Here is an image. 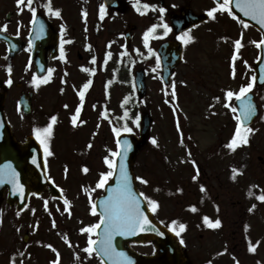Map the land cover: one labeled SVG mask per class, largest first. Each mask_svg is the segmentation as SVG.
I'll return each mask as SVG.
<instances>
[{"label":"rangeland","instance_id":"374dc122","mask_svg":"<svg viewBox=\"0 0 264 264\" xmlns=\"http://www.w3.org/2000/svg\"><path fill=\"white\" fill-rule=\"evenodd\" d=\"M228 20L234 28L222 23L217 30L214 28L215 31L212 34L203 32L205 39L201 41L202 47L188 59L191 65L200 67L202 77L199 80L183 81L180 78L182 75L179 74V79L174 81L168 89L170 95L168 100L156 82L147 81L148 105L146 103L144 108L151 110L154 124L151 132L152 144L138 157L135 166L137 177L147 180L148 183H142L140 180L138 186L148 199L159 201L155 214L159 221L166 224L176 221L174 226L177 230L179 221L190 226L191 229L183 236V239L187 244V253L192 264H237V262L238 264H257L256 260H259L258 264H264V205L256 206L261 200L256 194L254 198L248 194L250 190L259 196L264 194V88L255 89L253 86L250 90L256 95L260 108V117L251 131L253 146L248 148L242 146L238 149V153L234 152V154L228 150L219 152L223 143L232 140L237 124L234 120H230L229 114L225 113L222 107L224 99L216 98V95H221V92L225 90L238 93L242 86L250 83L254 76L251 71L259 57V47L253 42H260V35L251 27L245 28L240 23L234 24L233 21ZM126 23L125 19L114 16L106 20L104 40L101 41L105 42L106 48L108 46L123 47ZM131 23L138 27L137 32L134 33L132 47L137 51L138 56L143 53L145 58L146 46L142 31L145 29L147 20L140 17L132 18ZM237 37L241 40L242 47L237 55L238 61L234 64L235 75H233V66L230 71L228 59L232 60L233 41ZM213 47L218 49L219 55L211 53ZM233 52H236L235 48ZM107 60L109 66L105 76L106 83L112 84L116 79L121 81L116 82L120 83L119 87L113 86L111 93L113 97L108 103L114 111L109 112L105 120L92 117L79 126L70 125L67 134L66 132L58 134V137L68 139L71 144L79 141L83 145L81 146V150H84L83 158L75 159L72 150L63 153L69 159L60 158L66 156L59 157V160L65 162L62 168L61 161L55 159L50 161L54 171L52 175L57 184L63 188L66 200L69 202L66 206H71V209L59 206L60 210L56 209L52 220H40L38 232L34 225L36 218L28 219L26 225L19 228L20 233L14 235L17 239L15 243H19V247H15L14 250L22 248V231L28 229L33 239L36 235L37 239L39 235L42 237V233L46 234L42 238L51 244H46L44 247L59 251L61 258L59 264L83 263L84 249L88 247L86 235H82L80 240L75 230L82 232L81 229L96 223L92 212L87 209L88 202L85 195H89L88 199L92 200L94 192H97L96 196L102 193V190L99 191L100 188L97 187L99 175L106 172V164L103 166L105 158L110 159L111 153L116 152V136L113 130H110V124L115 126L116 120L122 115H127L120 107L116 109L117 104L120 105L125 99V109L128 114L130 112L131 90L128 85L122 83L127 77L123 56L115 49L112 52V58ZM182 71H187V68H181L180 72ZM245 80L249 82H243ZM52 91L46 94L41 92L38 102L49 99L44 107L54 108L56 105L58 110L62 111V118L66 119V92L63 90L61 93L59 88L57 90L52 88ZM233 99L236 100L235 97ZM103 100L101 99V102ZM108 100L106 98V103ZM13 105V101L10 102V106L8 105L12 110L9 114L11 122L17 134L27 137L31 130H34L35 121L15 119ZM139 107V110L137 109L138 125L136 128L131 127L136 135L141 111H143L142 106ZM169 108L178 112L179 131H177L179 128L177 119L172 116ZM63 122L66 123V120ZM153 140L156 141L155 144ZM239 164L243 172L242 176L240 178L237 175L233 181L230 168L232 171H238ZM85 168L88 169L87 172L84 171ZM63 170L68 175L67 178ZM48 201L46 196L34 199L33 202L37 204L34 208H40L41 203ZM261 202L264 204V201ZM250 205L259 208L254 210L256 216L248 212L247 208ZM193 208H197L198 212L194 214ZM258 214L260 215L257 216ZM203 215L210 216L212 221L221 220L220 230L210 232L200 227ZM247 225L252 229L249 235H254V238L250 237L252 242L245 238ZM11 226L9 222L4 223L1 234L2 241L8 244L12 240ZM258 239L263 241L257 242ZM40 242L43 241L40 240ZM252 244H255V253H250ZM30 247H25L27 252L30 251ZM44 247L38 252L39 256L37 254L35 257L36 264H47L51 256L50 253L42 251ZM135 249L142 254H150L152 251L150 247ZM79 254L80 257H77ZM31 259L27 257V262L23 264H35ZM6 262L7 258H5V264ZM93 264L98 262L93 259Z\"/></svg>","mask_w":264,"mask_h":264},{"label":"flooded vegetation","instance_id":"af4514ba","mask_svg":"<svg viewBox=\"0 0 264 264\" xmlns=\"http://www.w3.org/2000/svg\"><path fill=\"white\" fill-rule=\"evenodd\" d=\"M140 3L141 5L147 3L154 7L147 10L141 7V12L144 13L141 14L136 8L137 0H50L51 8L60 12V15L56 16L48 11L49 0H33L32 7L36 9L35 23H33L32 12L26 3L18 5L17 0H0V32L9 38H7V41L0 40V83L4 85L3 91L7 93L8 98L5 112L11 121L9 114L12 110L9 109L8 105L10 106V102L13 101L12 109L15 119L35 121L34 130H31L30 135H34L41 145L46 162L62 156L63 153L69 151L70 145H72L66 139L53 137L57 132L59 120L61 123L63 120L68 119L72 123V117L76 115V110L80 107L76 119V123H79V118L81 117L82 120L91 106L94 107L97 104L100 107L101 97L104 96L106 89V51L105 42L101 41L104 40L107 17L114 16L125 19L128 25L131 23L132 18L140 17L147 20L146 31L153 25L158 26L156 31L149 36L147 57L145 64H143L146 77L158 84L163 81V71L158 55V47L161 44L168 41H181L183 44V62L172 71L171 81H177L179 74L182 75L180 78L183 81H197L202 77L201 69L197 65H195L196 67L191 65L188 59L194 56L195 51H199L202 47L201 41L205 39L203 32L212 34L222 23L223 25L229 24L228 19L233 21L234 24L238 23V20L232 18L228 12L217 11L214 13V18L210 17L208 11L217 7L213 0H140ZM102 6L104 9L103 18H101ZM161 8L165 11L161 12ZM186 8L191 9L193 15L206 18L204 23L181 34L184 35L187 43L176 36L171 25V18L182 16ZM85 12L87 13L86 17ZM164 24H167L171 29L167 34L164 32ZM5 25L7 26L6 31L3 30ZM34 25L48 33L50 43L42 42L41 37L34 40L30 39ZM188 37H191V39H188ZM55 41H57V49L42 51L44 46L51 45L53 48ZM33 49H40L34 54L35 60L32 59ZM129 51L130 61L128 72L125 73L127 75L125 82L129 87H132L139 65L137 63V53L132 49H129ZM216 52V49L211 51L213 55H216ZM93 58H95V62H93ZM37 60L48 61V74L44 78L36 76L35 61ZM181 68H187V71L180 72ZM34 81H37V83H34ZM89 81H91L89 87L84 89V84ZM63 86L67 95L66 119L62 118V111H59L56 105H54V108L44 107L48 104L49 99L41 100V103L38 102V96L41 92L44 94L51 93L53 92L52 88L57 90L58 87L63 88ZM81 91L84 92L83 102H81L79 95ZM228 91L225 90V92H221V95H216L218 100L224 99L226 113L232 112L233 108L232 100L229 101L226 96ZM23 93L34 95L33 113L29 116H25L18 106V99ZM52 117H56L55 122H53ZM50 125L51 134L49 135L44 130ZM37 129L40 130L39 138ZM13 132L17 142L22 145L27 142L30 136L25 137L22 134H17L15 126H13ZM44 195L49 197L48 193ZM30 205L31 207H29ZM35 205L37 204L30 202L26 208L19 209L17 204H9L6 199L0 201V264H5V258H7L6 264H23L27 262V256L30 259L31 254L34 257L37 254L39 256L38 252H40L41 247L47 244L48 241L42 238L46 236L45 233L41 234L42 237L39 235L36 239V235L33 239L28 229H25L22 231V248L14 250L15 247H19V243H15L17 239L14 238V235L20 233L19 228L24 227L28 219L36 218L34 225H36L38 232L40 220H52V216L56 214L57 208L53 202L41 203L42 207L40 208H34ZM260 205H262L261 202L258 203V206ZM252 210L258 209H251V214L253 213ZM259 213L261 214V212ZM253 216H256V212L253 213ZM94 219L99 221L100 218L94 215ZM6 222L12 225L10 244L3 242L1 236L3 225ZM52 227L54 228V226ZM247 229L249 233L252 231L249 225ZM52 231L54 230L52 229ZM40 240L43 242L41 243ZM149 245L152 247L151 244ZM26 246H31L28 254ZM85 258L89 261L87 256ZM57 260L58 256L51 253L47 262L53 264ZM188 264H192V262L188 260Z\"/></svg>","mask_w":264,"mask_h":264},{"label":"snow or ice","instance_id":"6c2138e0","mask_svg":"<svg viewBox=\"0 0 264 264\" xmlns=\"http://www.w3.org/2000/svg\"><path fill=\"white\" fill-rule=\"evenodd\" d=\"M17 3L18 5H24L25 3L27 4L29 10L32 12L33 15V23H35L36 9L32 7L33 0H17ZM232 3L233 0H222V2L221 0H217V7H214L213 9L209 10L208 15L214 18V13H216L217 11L228 12L229 15H233L231 9ZM235 5L237 8L240 9V11L244 13L245 16H250L252 19L257 20L262 26H264V0H235ZM47 7H48V11L51 12L52 14L56 16L60 15V12L58 10L54 11L51 8L50 0ZM141 7L147 10L153 8L154 6L149 5L147 3H143L141 5L140 0H137L136 8L138 12H141ZM103 11L104 9L102 6L101 18H103ZM160 11L164 12L165 9L161 8ZM141 14L144 13L141 12ZM84 15L86 17L87 13L85 12ZM241 23L245 28L248 27V25L243 21H241ZM157 27H158L157 25H153L145 32L144 42L146 46L148 44L150 34L154 33ZM163 28L165 34L171 31V29L167 24H164ZM3 30L4 31L7 30L6 25L3 27ZM178 38L184 40V42L187 43V40H185L184 35H181ZM188 39H191V37H188ZM253 43H255L257 47H261V45H264V41H260V42L254 41ZM241 47H242L241 40L239 39L236 40L235 41L236 52L232 57L233 62L237 59V55ZM149 51H151V49H149ZM108 55L110 56L111 53H108ZM93 62H95V58H93ZM233 75H235L234 64H233ZM256 79L257 77L253 76L251 78L252 82L248 83L246 86H242L238 93H233L232 91H228L226 93V96L229 101H231L232 98L235 97L236 100H239L241 102L240 107L242 109V116H243V119L240 116L236 117L239 123L235 130L233 139L226 145L229 149L235 150V148L238 146L239 143L247 144L248 143L247 133L253 131L252 129L244 126L243 120L249 119L251 115L254 113V106L250 102H245V98L247 97V94L250 92V90L253 88V82H255ZM9 83H11V81H9ZM34 83H37V81H34ZM90 83L91 81L85 83L83 86L84 89H87ZM174 94L175 93L173 92V95ZM79 95L81 102H83L84 92L81 91ZM232 111L235 113L237 109L233 107ZM79 112H80V107L77 108L76 115L72 117L73 124H76V119L77 116L79 115ZM52 120L53 122H55L56 117H52ZM123 130L127 132L132 131V129L128 128L127 126H125ZM44 131L50 135L51 125ZM114 131L119 136L121 130L114 129ZM39 132L40 130L37 129L38 138H39ZM152 142L153 144L156 143L155 140H153ZM129 147L130 145H128L127 142L125 141V147L123 151L112 152L111 153L112 157H120L121 161L125 160L127 157V152ZM33 163H35V161H33ZM105 163L108 165L109 170L100 174V180L97 183L98 188H104L107 185L109 179L112 178L114 175H116V168H117L116 161L114 159L105 158ZM84 171L87 172L88 169L85 168ZM13 175L15 174L13 173ZM2 176H3V171L0 170V178H2ZM137 179L141 180L142 183L145 184L148 183L147 180L141 177H137ZM19 187L22 191L23 186L19 185ZM139 196L144 197V199L148 201V206L151 208L153 212L159 207L157 201L148 199V197L144 196V193H140ZM257 198L261 201H264V194L260 195ZM65 204L68 205L69 202L65 200ZM100 206L102 208V212H100L99 214L100 215L99 221L95 224H92L86 228L81 229L82 232L89 233V237L87 241L88 247H86L84 251L87 252L89 256L95 253L101 257H106L111 261V264H133L132 259L125 252L119 251L115 247L114 244L115 237L118 235L120 236L133 235L137 231H144L146 230V227L151 226V221L148 219L144 210L141 208L140 199L137 197L136 193H134L132 190L131 177L129 175L127 167L123 162H121V164L119 165L118 180L116 187L111 190V193L106 197V199L101 201ZM253 207H255V205ZM192 210L195 211V208H193ZM91 212L93 215L97 214L96 204L92 205ZM204 222L208 224L209 227L221 226V221L219 219H216L213 222L207 216L204 217ZM175 224L176 222L173 221V225ZM184 227H185L184 225H180L181 230H183ZM173 231H176L175 227H173ZM93 234H95L96 236L95 239L92 238ZM176 235L179 236L180 232L176 231ZM181 243H183L182 240ZM250 250L255 251V248L250 247ZM57 255L59 254L57 253ZM53 264H58V261H54Z\"/></svg>","mask_w":264,"mask_h":264},{"label":"water","instance_id":"95a60500","mask_svg":"<svg viewBox=\"0 0 264 264\" xmlns=\"http://www.w3.org/2000/svg\"><path fill=\"white\" fill-rule=\"evenodd\" d=\"M232 12L239 17L242 21L245 23H248L255 27L257 30H259L262 34V38L264 41V26H262L257 20L252 19L250 16H245L242 11H240L239 8L235 5V0H233L232 3ZM190 17V15L186 14L182 20L174 21V25L177 28V30H183L191 27L196 22ZM134 29L133 26H130L129 30L127 31L126 41L127 44L131 41V32ZM173 46H167L162 49V54L165 52L170 51ZM261 61L256 66V84L258 87L264 86V45H261ZM175 53L180 55V49L178 47H174ZM168 62H170L168 65H171V57L173 55L168 54ZM171 59V60H170ZM136 86L138 90V94L141 98L145 95V79L143 74L139 73L136 77ZM1 89V86H0ZM6 94L1 93L0 91V165L2 167L0 170L3 171V162L6 160H9V162L13 163L16 160H20L21 163V170L24 173V177L22 178V182L25 185V199L22 198V203H27L31 193L36 192L37 194L42 193L43 190H45V186L47 185V176H46V170L45 165L42 159V155L38 153L36 156V159H33L35 163L31 161L29 162L30 156L25 154H16L15 156H11L10 154H7V148L13 147L15 145L13 141V136L11 132V128L8 125V122L4 116L3 107L5 104ZM245 102H250L254 106V113L251 115L249 119H244L243 124L245 126L250 125L253 120L258 115L256 104L254 103L253 97L250 96L245 99ZM21 104L26 108L27 105H31V101L27 98H22ZM239 107V116L243 119L242 116V109L240 107L241 102L238 103ZM151 127V120L148 116H143L141 119V129H140V138H137L136 136L131 135H123L118 140V148L119 152H122L125 147V141L127 142L130 147L128 148L127 157L125 160L121 161L120 157L117 161V168H116V175H114L113 180L106 185L105 190V196L101 198L98 203L101 204V201L106 199V197L111 193V190L116 187L117 180H118V172H119V165L121 162L125 164L127 167V170L129 172V175L131 177V187L134 193H136L137 197L140 199L141 202V208L144 210L145 214L147 215L148 219L151 221V226L146 227V230L144 231H137L133 235H124V236H116L114 240L115 247L122 252H125L133 261V264H186V258L184 257V253L180 245L178 244V241L174 235H172L169 231H167L165 228H163L151 215V213L148 212L147 207L145 206L144 201L139 196L138 190L136 188L135 184V177L133 174V166L136 159V156L142 151V149L145 148L147 141H148V133L150 131ZM36 146L34 142H29L27 147ZM17 157V158H16ZM36 167L37 173L34 170V168L30 167V164H32ZM3 188L0 189V196L3 192ZM17 190L14 192L15 195H17ZM52 194L54 192L52 191ZM14 201H19L18 197L15 199H10ZM13 201V202H14ZM98 204L97 208L100 210L101 206ZM162 233V234H161ZM153 242L155 246V253L152 256L147 257H140L137 253L132 251L128 245L129 242H136V243H147V242ZM101 257V256H100ZM105 264H111V261L106 257H101Z\"/></svg>","mask_w":264,"mask_h":264}]
</instances>
